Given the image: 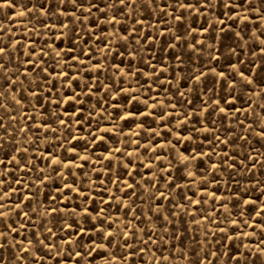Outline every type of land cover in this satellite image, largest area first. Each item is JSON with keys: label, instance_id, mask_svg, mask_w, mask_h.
<instances>
[{"label": "rangeland", "instance_id": "obj_1", "mask_svg": "<svg viewBox=\"0 0 264 264\" xmlns=\"http://www.w3.org/2000/svg\"><path fill=\"white\" fill-rule=\"evenodd\" d=\"M0 49V264H264V0H11Z\"/></svg>", "mask_w": 264, "mask_h": 264}, {"label": "snow or ice", "instance_id": "obj_2", "mask_svg": "<svg viewBox=\"0 0 264 264\" xmlns=\"http://www.w3.org/2000/svg\"><path fill=\"white\" fill-rule=\"evenodd\" d=\"M121 2H123V0H121ZM9 3H11V0H0V6H3L4 4H9ZM3 50L4 49H0V51H3Z\"/></svg>", "mask_w": 264, "mask_h": 264}]
</instances>
